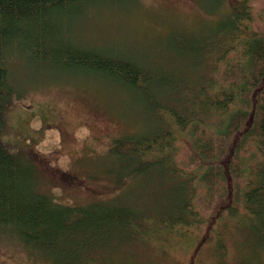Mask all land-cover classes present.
Instances as JSON below:
<instances>
[{
    "label": "rangeland",
    "instance_id": "1",
    "mask_svg": "<svg viewBox=\"0 0 264 264\" xmlns=\"http://www.w3.org/2000/svg\"><path fill=\"white\" fill-rule=\"evenodd\" d=\"M240 1L121 0L87 7L76 19L65 20L71 33L66 36L73 45L142 65L150 74L143 78L144 85L150 86L156 106L140 92L86 69L50 61L30 63L17 54L9 62L15 92L2 140L11 151L29 159L39 191L70 206L128 203L150 219V232L142 240L117 228L98 250L101 264H264V233L260 246L261 235L244 223V203L235 199L233 180L227 200L212 203L206 186L199 183L201 170L187 165L192 139L174 120V115L187 122L201 116L194 103L204 99L200 92L216 66L215 57L201 49H209L222 19ZM249 5L256 17L254 26H264V0ZM209 116L208 124L217 128L218 119ZM142 135L160 140L172 135L170 161L158 164L166 155H156L140 173L130 174L147 156H117L111 148L116 139ZM244 153L239 160L246 164L247 173L236 184L240 201L250 181L258 185L255 176L264 167L254 143ZM187 197L193 200L196 215L191 217V237L186 241L161 227L160 221L174 216ZM229 206L238 207L239 215L230 217ZM260 219L264 221V214ZM0 264L43 263L0 241Z\"/></svg>",
    "mask_w": 264,
    "mask_h": 264
},
{
    "label": "trees",
    "instance_id": "2",
    "mask_svg": "<svg viewBox=\"0 0 264 264\" xmlns=\"http://www.w3.org/2000/svg\"><path fill=\"white\" fill-rule=\"evenodd\" d=\"M117 1L121 0H0V241L23 249L36 262L101 264L98 250L117 228L140 240L150 232V219L128 203L93 202L80 206L57 203L53 195L39 191L29 159L11 151L2 140L14 92L9 69L12 52L30 63L50 61L64 68L101 74L122 88L140 92L144 100L156 106L148 91L150 86L144 85L143 78L150 74L142 65L121 56L78 47L66 36H71L64 26L66 19H76L87 7ZM251 1L237 3L217 27L208 43L209 49H201V53L215 57L216 63L213 78L200 92L204 99L194 103L196 110L202 111L201 116L187 122L174 115V120L178 129L192 139L187 165L201 170L199 183L206 186V196L212 203L220 199L225 202L235 184V199L244 203V223L254 227L262 237L264 167L255 176L258 185L254 187L250 181L249 191H245L241 201L237 200L240 189L236 186L247 173L246 164L239 160L245 154L244 149L254 143L259 157L264 158V26H254L256 17L249 5ZM177 86L178 83L174 84L172 89ZM208 115L218 119L217 128L208 124ZM174 141L172 135L162 140L155 135L120 138L114 141L111 152L117 156L123 153L147 156L132 168L130 174H135L156 155H166L158 164L168 163L169 148ZM165 149L168 151L162 152ZM225 158L228 161L224 164ZM191 202L187 197L182 206L176 207L174 216L170 214L160 221L161 227L186 241L191 237L188 231L193 224L191 217L196 215ZM226 210L230 217L240 213L238 207L229 206Z\"/></svg>",
    "mask_w": 264,
    "mask_h": 264
},
{
    "label": "bare ground",
    "instance_id": "3",
    "mask_svg": "<svg viewBox=\"0 0 264 264\" xmlns=\"http://www.w3.org/2000/svg\"><path fill=\"white\" fill-rule=\"evenodd\" d=\"M26 51H27V53L30 54V52H28V50H26ZM14 54H15V53H13V52L10 54V60H9V61L13 60V57H14L13 55H14ZM16 54H17V53H16ZM12 88H13V86H12ZM13 90H14V88H13ZM14 92H15V91H14ZM14 92H13V94H12V97L14 96Z\"/></svg>",
    "mask_w": 264,
    "mask_h": 264
}]
</instances>
